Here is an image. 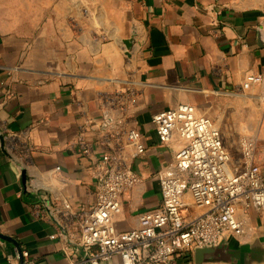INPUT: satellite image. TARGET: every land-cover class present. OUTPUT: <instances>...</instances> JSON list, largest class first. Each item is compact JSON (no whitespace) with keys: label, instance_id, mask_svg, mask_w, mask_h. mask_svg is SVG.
<instances>
[{"label":"crops","instance_id":"1","mask_svg":"<svg viewBox=\"0 0 264 264\" xmlns=\"http://www.w3.org/2000/svg\"><path fill=\"white\" fill-rule=\"evenodd\" d=\"M250 73L262 81L241 90ZM180 101L264 141V0H0V264H21L23 248L66 264L75 242L45 206H90L104 152ZM175 149L134 160L143 183L123 197L119 230L158 205Z\"/></svg>","mask_w":264,"mask_h":264},{"label":"built area","instance_id":"2","mask_svg":"<svg viewBox=\"0 0 264 264\" xmlns=\"http://www.w3.org/2000/svg\"><path fill=\"white\" fill-rule=\"evenodd\" d=\"M262 79L247 74L241 90ZM258 140L217 126L214 114L181 101L155 112L146 130L128 128L124 142L102 155L104 171L90 206L74 209L65 200L45 206L56 229L75 242L66 264H190L184 255L216 243L221 232L245 235L249 219L264 210ZM171 143L176 149L156 173L158 205L142 211L136 227L119 230L123 197L143 183L134 160ZM52 192L60 196L57 188ZM18 256L21 264H34L26 248Z\"/></svg>","mask_w":264,"mask_h":264},{"label":"water","instance_id":"3","mask_svg":"<svg viewBox=\"0 0 264 264\" xmlns=\"http://www.w3.org/2000/svg\"><path fill=\"white\" fill-rule=\"evenodd\" d=\"M259 214L261 219L253 223L245 238L238 240L226 230L216 243L195 246L188 254L193 264H264V210Z\"/></svg>","mask_w":264,"mask_h":264},{"label":"rangeland","instance_id":"4","mask_svg":"<svg viewBox=\"0 0 264 264\" xmlns=\"http://www.w3.org/2000/svg\"><path fill=\"white\" fill-rule=\"evenodd\" d=\"M263 123H264V118H263ZM264 148V141H261V140H259V142H258V146H257V149H256V152H255V155L256 156H259L260 155V152H261V150ZM121 213H122V211H121ZM120 216V215H119ZM192 264V263H191Z\"/></svg>","mask_w":264,"mask_h":264},{"label":"trees","instance_id":"5","mask_svg":"<svg viewBox=\"0 0 264 264\" xmlns=\"http://www.w3.org/2000/svg\"><path fill=\"white\" fill-rule=\"evenodd\" d=\"M184 258H186V260L191 263V258H190V256H188V254H185Z\"/></svg>","mask_w":264,"mask_h":264},{"label":"bare ground","instance_id":"6","mask_svg":"<svg viewBox=\"0 0 264 264\" xmlns=\"http://www.w3.org/2000/svg\"><path fill=\"white\" fill-rule=\"evenodd\" d=\"M231 132H234L231 128H228Z\"/></svg>","mask_w":264,"mask_h":264}]
</instances>
